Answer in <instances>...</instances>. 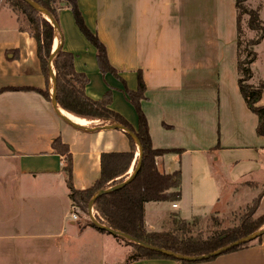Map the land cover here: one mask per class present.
<instances>
[{
    "label": "crops",
    "instance_id": "0c3cea01",
    "mask_svg": "<svg viewBox=\"0 0 264 264\" xmlns=\"http://www.w3.org/2000/svg\"><path fill=\"white\" fill-rule=\"evenodd\" d=\"M76 1L112 70L101 69L97 48L68 3L57 11L53 51L71 53L75 71L87 80L86 95L100 100L110 93V109L134 129L143 113L153 148L166 150L156 158L158 170L181 173L180 200L145 203L147 231H165L176 216L190 221L220 215L234 219L232 225L259 197L257 211L264 214V136L239 90L236 0ZM263 8L258 10L264 22ZM21 21L0 0V264H85L77 252L109 233L80 220L70 197L67 155L53 142L60 138L67 146L77 190L93 186L103 168L114 176L108 183L126 180L139 148L124 129L68 117L73 125L55 110L53 74L43 71L37 42ZM263 47L264 38L254 46V85L264 84ZM50 69L55 75L53 63ZM140 78L145 91L133 100ZM46 88L50 100L39 91ZM259 104L264 106V90ZM103 154L124 156L103 167ZM128 247L109 264H127L133 253ZM129 264H264V234L209 260L147 258Z\"/></svg>",
    "mask_w": 264,
    "mask_h": 264
},
{
    "label": "trees",
    "instance_id": "16d2710c",
    "mask_svg": "<svg viewBox=\"0 0 264 264\" xmlns=\"http://www.w3.org/2000/svg\"><path fill=\"white\" fill-rule=\"evenodd\" d=\"M16 12H20L26 19L30 32L37 42V54L41 61L43 71L46 75L49 74L50 65L49 60L53 52V41L56 34L54 24L49 22L47 16L42 14L39 10L33 7L26 0H4ZM49 11L54 20L57 21V11L64 4L68 3L75 14V17L85 32L88 39L97 48V59L103 71L112 70L109 65L105 46L100 42L98 37L90 33L83 24L80 12L78 10L76 0H30ZM247 0H236L237 18H238V85L239 90L248 105V107L258 116L257 133L264 136V106L259 104L264 90V84L254 85L250 83L253 76L251 65L256 59V52L253 50L246 51L245 58H241V26L240 15L242 12L249 15V27L257 32V38L252 42L253 47L257 45L264 38V22L259 16L258 9L248 10L245 7ZM53 68L55 70V77L57 83L56 97L58 104L65 109V111L80 117L79 120L86 122L93 120L99 122V126L111 125L113 123L121 124L127 129L134 132L139 138L143 147V156L141 168L135 179L127 184L125 187L104 194L97 198L93 208L95 210L96 219L103 225L115 230H120L129 234L138 241L173 251L187 256H200L211 253L218 248L228 245L235 240L240 239L248 234H251L264 226V214L260 218H253L254 213L258 210L261 198L254 201L247 213L240 219V224L234 228L216 232L207 239L194 238L192 236H179L178 231L184 230L182 225L175 222L176 232H149L144 225V205L149 201H177L181 198V173L177 170L173 173H163L158 170L156 165V158L163 154L166 150L155 149L151 144L148 124L143 113L140 112V122L138 129H134L121 115L110 109L111 95L105 94L100 100H93L85 93V86L87 80L85 76L77 73L74 69V58L69 52L63 51L61 47L57 48L52 58ZM47 99L50 100V88L39 90ZM145 91V84L142 78L139 79L138 90L131 93L133 100L139 97ZM83 118V119H81ZM133 148H136L135 140L129 136ZM56 150L66 153V171L68 174V183L70 189V197L73 204L80 210L88 213V204L91 198L101 189L109 188L125 178L113 180L114 176L108 173L109 170L103 168V174L96 183L84 190H77L72 183V157L69 154L67 146L61 143L60 138L53 142ZM122 154H103L102 165L110 160L112 164H118V161H112V158L123 157ZM138 160L136 161L137 164ZM136 166V165H135ZM117 168L112 165V170ZM117 173V171H115ZM114 173V174H115ZM89 225L97 228L92 222ZM126 244L133 247V253L129 256L127 264L138 259L147 258H173L161 252L145 248L136 242L118 237ZM261 236L257 239L234 247L227 252L236 251L245 248L255 241H259ZM226 253V252H225ZM216 257V256H215ZM211 257L209 259H213ZM208 259V260H209ZM183 263L191 261L181 260Z\"/></svg>",
    "mask_w": 264,
    "mask_h": 264
},
{
    "label": "rangeland",
    "instance_id": "374dc122",
    "mask_svg": "<svg viewBox=\"0 0 264 264\" xmlns=\"http://www.w3.org/2000/svg\"><path fill=\"white\" fill-rule=\"evenodd\" d=\"M264 6V0H247L245 2V7L247 11L250 9H258L261 6ZM264 12V8L261 12ZM21 15V22L25 28H29V25L25 19V17L19 12ZM264 14V13H263ZM249 15L247 13L242 12L240 15V26H241V58H245L246 51L253 50L254 47L252 42L257 38V32L252 30L249 27ZM49 22L53 24L50 20ZM57 33V28H55ZM264 53V47L262 49V54ZM53 82V79H51ZM250 83L257 81L252 80ZM253 84V83H252ZM52 88V87H51ZM70 113V112H68ZM71 114V113H70ZM76 117L75 115L71 114ZM78 118V117H76ZM254 202L251 203L239 216L238 221L236 223L230 224L231 221H234L231 217H221L220 215H212L208 218L201 219L195 218L190 221H186L180 219L179 217H174L171 222H169L163 232H176L175 230V222H178L182 225L184 230L176 232L179 236H192L194 238L207 239L209 236L216 232H220L223 230L231 229L240 224L241 217L247 213L248 209L253 206ZM80 210V209H79ZM92 214L95 216V210L93 208ZM82 216L80 219L82 222H91L88 213L80 210L79 214ZM261 215L258 214V211L254 213L255 219L260 218ZM108 237L100 242H85L84 249L80 252H77L76 257L79 261L85 260V264H109L110 258H122L125 255L126 250L129 248V245H126L124 241L118 239V237L113 236L112 234L107 235ZM117 238V239H116ZM115 240H119L118 243H115ZM114 242V243H113ZM127 260V259H126Z\"/></svg>",
    "mask_w": 264,
    "mask_h": 264
},
{
    "label": "water",
    "instance_id": "95a60500",
    "mask_svg": "<svg viewBox=\"0 0 264 264\" xmlns=\"http://www.w3.org/2000/svg\"><path fill=\"white\" fill-rule=\"evenodd\" d=\"M27 2H29L33 7H35L37 10H39L42 14H44L45 16L48 17V19L54 24V27L57 28L58 30V23L54 20V18L51 16V14L49 13V11L47 9H45L44 7L30 1V0H26ZM56 50H54L50 56V60H49V65L51 66L52 64V58L54 56V53H55ZM51 71V75H52V79H53V93H52V104L53 106L55 107V110L65 119L67 120L68 122H70L71 124L75 125V123L73 121H71L68 117L62 115L58 109V101H57V97H56V89H57V83H56V77L53 73V71L50 69ZM102 128H106V129H110V128H121V129H124L125 131H127L131 137L135 140L138 148H139V158H138V162L133 170V172L129 175V177L122 181V182H119L109 188H106V189H101L99 190L90 200L89 204H88V216L91 220V222L99 229H102L104 231H106L107 233L109 234H112L113 236L115 237H123V238H126V239H129V240H132L134 242H136L137 244L145 247V248H148V249H151V250H154V251H158V252H161L165 255H168V256H171V257H174L176 259H180V260H186V261H199V260H205V259H209L211 257H215V256H218V255H221L225 252H227L228 250L234 248V247H237V246H240L242 244H245L247 242H250V241H253L255 239H257L258 237L262 236L264 234V226L262 228H260L259 230L251 233V234H248L244 237H241L240 239L238 240H235L234 242L228 244V245H225L221 248H218L217 250L211 252V253H208V254H204V255H200V256H187V255H182V254H179V253H175L173 251H170V250H167L165 248H159V247H156V246H153V245H150V244H147V243H144V242H141V241H138L137 239L133 238L132 236H130L129 234L127 233H124L120 230H115V229H112L110 227H107L103 224H101L97 219L96 217L92 214V210H93V205L95 203V201L97 200V198H99L100 196L104 195V194H107V193H111L113 191H117L123 187H125L127 184H129L130 182H132L135 177L137 176L140 168H141V164H142V156H143V147H142V144L139 140V138L137 137V135L132 132L131 130L127 129L126 127H124L123 125L121 124H111V125H105L103 126Z\"/></svg>",
    "mask_w": 264,
    "mask_h": 264
},
{
    "label": "built area",
    "instance_id": "2783aa9c",
    "mask_svg": "<svg viewBox=\"0 0 264 264\" xmlns=\"http://www.w3.org/2000/svg\"><path fill=\"white\" fill-rule=\"evenodd\" d=\"M173 206L176 207L177 204L175 203V204H173ZM74 209H75V207H73V210H74ZM72 216H73V218H74L75 220H78V219H79V216H78L76 213H73Z\"/></svg>",
    "mask_w": 264,
    "mask_h": 264
},
{
    "label": "bare ground",
    "instance_id": "6f19581e",
    "mask_svg": "<svg viewBox=\"0 0 264 264\" xmlns=\"http://www.w3.org/2000/svg\"><path fill=\"white\" fill-rule=\"evenodd\" d=\"M63 112V114L69 118L73 117L70 113H68L67 111H65L64 109L61 110Z\"/></svg>",
    "mask_w": 264,
    "mask_h": 264
}]
</instances>
